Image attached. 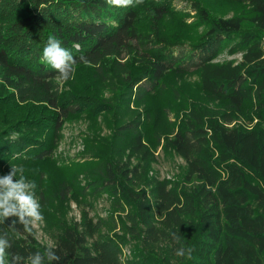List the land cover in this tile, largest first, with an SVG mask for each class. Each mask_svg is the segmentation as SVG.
<instances>
[{
  "label": "trees",
  "instance_id": "1",
  "mask_svg": "<svg viewBox=\"0 0 264 264\" xmlns=\"http://www.w3.org/2000/svg\"><path fill=\"white\" fill-rule=\"evenodd\" d=\"M257 1L264 3V0ZM211 11L201 9L205 28L202 33L189 36L180 27L165 38H153L142 53L124 62H109L106 56L114 55L107 53L109 48L124 47L132 51L126 42L137 33L128 25L132 15L129 8L118 12L106 0H0V175L12 165L41 162L51 152L59 128L70 115L97 116L116 110L110 138L101 141L100 149L89 159L90 162H107L114 178L118 175L114 156L134 141L137 151L147 138V118L154 110L147 92L166 71L200 70L199 84L205 93L227 100L235 109L249 103L250 117L259 120L260 127L244 131L210 123V135H207L201 129L202 120L194 112L190 113L189 116H194L187 120L190 128L177 130L172 145L187 161L186 179L194 177L199 183L188 191L176 194L174 190L172 201H164L163 208L168 211L162 226L155 224L149 202L138 194L134 196L126 183L135 168L121 169L124 176L119 184L121 194L136 207L131 220L136 225L134 229L140 237L139 248L143 253L127 264H264V248L261 247L264 235L253 236L252 242L247 230L238 223L244 209L238 200L245 202L248 195L255 196L256 200L264 197L261 185L253 182L254 178L264 182V63L254 69V66L243 67L231 61H215L235 41H242L244 45L246 41L262 39L264 22L250 21L248 25L243 19L224 18ZM49 35L58 37L62 47L77 60L67 80L68 89L60 93H54L48 81L56 75L55 70L41 62ZM81 57L96 66L92 73L95 78L79 76L84 63ZM101 77L112 93L110 97L103 96L97 86L96 78ZM131 106H142L141 119L122 118L121 114ZM228 120L230 117H225V121ZM136 130L140 134L135 135ZM209 141L215 145L219 161L237 162L226 165V178H220V170L210 162L213 153ZM244 167L251 172V178L243 171ZM155 197L159 204L160 196L156 192ZM180 203L188 207L185 228L179 213ZM222 208L230 218L228 225L223 222ZM249 212L244 219L255 223L263 220L260 215L251 218ZM91 224L89 220L84 221L81 234L64 242L66 249L55 251L59 260L51 264H124L118 245L111 237L85 244V236L98 229V225ZM173 233L180 236L182 244L193 248L190 260L180 257L172 260L166 257V251L152 246L162 238L172 239ZM28 241V238L11 240L6 253L13 264L12 255L24 258L48 248ZM172 244L180 246L175 241ZM15 264L25 263L19 259Z\"/></svg>",
  "mask_w": 264,
  "mask_h": 264
},
{
  "label": "rangeland",
  "instance_id": "2",
  "mask_svg": "<svg viewBox=\"0 0 264 264\" xmlns=\"http://www.w3.org/2000/svg\"><path fill=\"white\" fill-rule=\"evenodd\" d=\"M115 7L118 12L129 8L132 15L128 18V25L137 34L126 42L130 45L131 52L124 47L109 48L107 53L114 54L106 56L109 62H124L132 55L142 53L153 38H165L180 27L189 36L202 33L205 28L201 9L204 7L210 8L217 16L243 19L248 25H251L250 21L264 22V3H258L257 0H143L139 4L133 0L131 6ZM241 42L238 40L229 45L230 47L227 46L215 61H231L234 64H243V67L254 66L257 69L259 64L264 63V37L258 42L246 41L244 45ZM95 68L91 62L82 63V74L79 76L95 78L92 75ZM199 78L200 70L187 73L166 71L150 92H147L154 106L153 112L147 118V138L142 141V146H138L137 151L134 149V141L114 156L118 170V175L114 178L109 173L110 166L107 162H90L89 159L96 149H100L99 143L110 138L117 111H106L97 116L79 113L66 118L58 130L51 152L41 162L12 165L23 168L27 179L35 182L34 192L43 218L30 225L32 232L29 233L24 230L23 225H13L12 220L16 219L13 217L0 223V235H6L10 243L11 240L28 238L29 241H36L58 252L66 249L64 242L81 234L84 221L89 220L91 226L98 225V229L94 234L85 236V244L91 245L99 238L111 237L118 245L119 257L124 264L143 256L139 248L140 237L131 220L136 213V207L121 194L119 184L124 177L121 169L135 168L126 183L134 196L138 194L141 199L149 202L155 224L162 226L168 211L163 207L174 198L172 192L175 190L177 194L183 190L188 191L199 183L194 177L191 180L186 179L187 161L172 145L177 130L190 128L187 120L194 117L189 116L190 113L194 112L202 120L201 129L207 135H210V123L244 131L260 127V121L250 117L252 108L249 103L238 109L232 108L227 100H219L205 93L200 87ZM96 80L97 86L102 89V95L110 97L112 93L106 88L103 78ZM48 81L54 93L66 91L69 86V81L57 80L56 75L48 78ZM141 107L131 106L121 114L122 118L141 119ZM225 117H230V120L226 122ZM192 121L196 123L195 120ZM137 134H140L139 130L135 131V135ZM184 143L187 144L188 141L185 140ZM209 144L213 153L210 162L220 170V178H226V165L237 162L219 161L215 145L212 141ZM10 168L11 166L2 175L7 174ZM242 169L251 178V172L245 167ZM254 179L253 182L259 183L264 190V182L258 180L259 178ZM155 192L160 196L159 204H156ZM248 196L245 202L238 200L239 205L244 207L238 223L247 230L251 236L249 239L254 241L253 236L264 235V197L256 200L255 196ZM157 207L164 210L160 211ZM180 207L182 210L179 213L185 228V221L189 219L188 207L184 208L181 203ZM249 210L251 218L260 215L263 220L255 223L244 219ZM222 219L228 225L230 218L224 211ZM75 241L76 239L71 242ZM173 241V238H162L152 246L166 251V257L175 260V250L178 247L172 244ZM261 247L264 248V243ZM28 257L21 258L20 262L28 264ZM5 260L6 264H13L7 253Z\"/></svg>",
  "mask_w": 264,
  "mask_h": 264
},
{
  "label": "clouds",
  "instance_id": "3",
  "mask_svg": "<svg viewBox=\"0 0 264 264\" xmlns=\"http://www.w3.org/2000/svg\"><path fill=\"white\" fill-rule=\"evenodd\" d=\"M112 6H131L133 0H106ZM137 4L143 0H135ZM81 61L87 63V59L81 57ZM41 62L50 65L56 72L57 80H68L74 71V65L77 60L71 52L62 47L61 41L55 35H49L48 41L43 48ZM19 174V178H17ZM36 184L29 181L23 174V168L11 166L7 174L0 175V223L15 217L12 220L13 225L19 223L23 225L24 230L31 233L32 227L37 220L43 217L40 213V204L35 196L34 189ZM173 240L180 246L175 250L177 257L190 260L192 258L193 248L181 243L180 236L173 233ZM11 244L6 235H0V264H6V249ZM21 259L19 256L13 258L15 261ZM59 260L56 252L52 248H47L45 252L39 251L28 257V264H51L52 261Z\"/></svg>",
  "mask_w": 264,
  "mask_h": 264
}]
</instances>
